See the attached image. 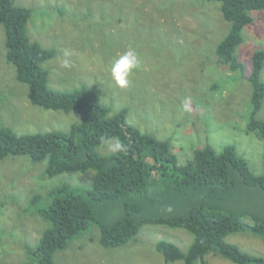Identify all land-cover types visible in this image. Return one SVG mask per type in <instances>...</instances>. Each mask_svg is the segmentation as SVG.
<instances>
[{"label": "rangeland", "instance_id": "1", "mask_svg": "<svg viewBox=\"0 0 264 264\" xmlns=\"http://www.w3.org/2000/svg\"><path fill=\"white\" fill-rule=\"evenodd\" d=\"M31 10L26 25L28 38L54 51L43 63L48 87L70 91L87 86L114 114L126 108L127 121L155 139L168 140L178 165L191 159L196 149L210 145L216 152L233 146L254 175L264 174V138L247 131L251 86L247 80L254 51L264 50V11L250 13L252 22L243 29L237 48L243 72L220 63L216 45L230 28L219 3L205 0H15ZM134 49L140 67L130 77L127 89L118 88L110 74L113 60ZM5 31L0 24V127L16 134L68 131L77 114L32 106L27 86L15 78V69L5 59ZM264 81V66L260 73ZM191 98V111L184 101ZM264 120L263 103L256 114ZM100 155L111 153L99 147ZM47 160L32 163L26 157L0 161V264H33L24 248L33 247L48 224L36 209L48 191L58 185L88 187L93 172L65 173L47 177ZM240 206L247 215L264 217V194L246 189ZM40 198L32 204L31 198ZM184 210H174L179 214ZM251 215V216H250ZM95 216L110 222L119 216L116 206L95 208ZM79 238L54 254V264H182L166 263L155 244L166 240L186 251L193 237L185 230L164 225H143L122 246L103 248L98 228L91 224ZM225 241L242 251L264 257L260 237L245 230L228 235ZM207 264H232L212 253ZM196 264H200L197 261Z\"/></svg>", "mask_w": 264, "mask_h": 264}, {"label": "trees", "instance_id": "2", "mask_svg": "<svg viewBox=\"0 0 264 264\" xmlns=\"http://www.w3.org/2000/svg\"><path fill=\"white\" fill-rule=\"evenodd\" d=\"M219 3L229 31L216 45L218 61L231 71L243 72L237 48L243 43L242 32L252 22L250 13L264 11V0H205ZM31 10L15 0H0V24L5 31V59L15 69V78L27 86L32 106L44 110L75 112L78 121L68 131L16 134L0 127V161L9 157H26L32 163L47 160L44 174L53 177L65 173L93 172L88 187L61 184L51 188L44 204L36 209L47 228L33 247L24 248L33 264H54V254L94 224L103 248L124 245L135 237L143 225H164L187 231L193 241L186 251L166 240L155 244L166 263L207 264L212 253L232 264H264V257L242 251L225 238L235 232L249 231L264 243V217H253L245 226L247 215L240 206L244 190L256 188L264 194V174L254 175L233 146L218 153L210 145L196 149L191 159L178 165L168 140L159 141L142 133L126 119V108L114 114L103 105L97 91L79 86L70 91L48 87V72L43 63L54 51L42 48L28 38L26 25ZM264 50L251 57L247 80L251 86L250 116L247 131L264 138V120L256 114L264 98ZM118 137L125 151L100 155L96 149L101 139ZM264 165V159H263ZM38 204L40 198H31ZM116 206L119 216L105 222L95 216V208ZM171 207V211L168 208ZM174 210H184L179 214Z\"/></svg>", "mask_w": 264, "mask_h": 264}, {"label": "clouds", "instance_id": "3", "mask_svg": "<svg viewBox=\"0 0 264 264\" xmlns=\"http://www.w3.org/2000/svg\"><path fill=\"white\" fill-rule=\"evenodd\" d=\"M140 67V61L137 52L134 49H128L116 57L111 65L110 74L115 85L120 89H127L131 83L135 71ZM191 98H186L184 101V110L191 111ZM101 146H107L112 153L125 151V145L118 137L109 139H101ZM171 207L168 211H171Z\"/></svg>", "mask_w": 264, "mask_h": 264}]
</instances>
